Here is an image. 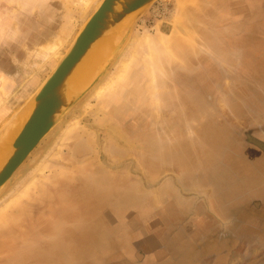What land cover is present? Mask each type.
I'll return each mask as SVG.
<instances>
[{
    "label": "rangeland",
    "instance_id": "374dc122",
    "mask_svg": "<svg viewBox=\"0 0 264 264\" xmlns=\"http://www.w3.org/2000/svg\"><path fill=\"white\" fill-rule=\"evenodd\" d=\"M101 2L0 0V132ZM130 25L108 34L94 79L0 188V264L201 257L204 224L227 217L214 207L251 237L235 256L264 255V0H155Z\"/></svg>",
    "mask_w": 264,
    "mask_h": 264
},
{
    "label": "water",
    "instance_id": "95a60500",
    "mask_svg": "<svg viewBox=\"0 0 264 264\" xmlns=\"http://www.w3.org/2000/svg\"><path fill=\"white\" fill-rule=\"evenodd\" d=\"M154 1L102 0L74 39L67 53L36 91L32 111L14 139L11 155L0 168V188L8 182L39 143L49 134L65 110L85 91L96 76L98 69L86 85L71 93L67 92L66 88L70 78L92 62L93 54L94 56L95 54L100 55L101 64L104 55L114 45L112 42L110 47L103 51L107 45L104 40L108 34L124 24L130 17V29L132 30L141 13ZM10 124L1 130L0 142ZM253 143L264 150L262 142L255 140Z\"/></svg>",
    "mask_w": 264,
    "mask_h": 264
},
{
    "label": "crops",
    "instance_id": "0c3cea01",
    "mask_svg": "<svg viewBox=\"0 0 264 264\" xmlns=\"http://www.w3.org/2000/svg\"><path fill=\"white\" fill-rule=\"evenodd\" d=\"M228 208L230 207H226V208L222 207L216 210V207H214L215 211L211 210L213 215L216 214L217 216H219L218 214H222L223 216L224 214V215H227V217L226 219L224 218V216L223 218L220 217V219L224 221L223 223L225 225L219 224V223H217L219 224L217 225L215 222H213L214 220L212 218H210V221L204 224V229L210 231V234H212L210 235L212 237H209V238L205 237L203 240H200L198 244H196V246H198L199 248H205L206 253L204 255H201V257H199V255L197 254L194 256L192 255L184 256V257L180 256L178 258H175L174 260L170 259L169 261H165L164 263H160V264H264V255H260V256L251 255V253H249V255L242 254V255L235 256L234 252L236 248V242H239V246H243V247L249 246L250 248L253 245V243L250 245V242L248 241L249 240L248 238H251V237L239 236V235H238L239 237L238 236L235 237L236 236L235 231L245 230V227L243 226L242 228L241 223L239 224V223H235V221H230L231 216L226 210ZM246 214L248 215L250 213L248 212ZM205 215L207 214L205 213ZM255 218H257L258 223H259L258 227H255L256 230L262 231L261 222H262L263 215L261 214V211H259L256 214ZM215 224H216V228H213ZM220 227L223 230L222 231L223 234L221 237H220V230L218 231V228L220 229ZM201 234H202L201 232L200 233L198 232V236ZM231 250L233 251V254L230 253ZM210 251L211 253L212 252L213 253L212 254L207 253Z\"/></svg>",
    "mask_w": 264,
    "mask_h": 264
},
{
    "label": "bare ground",
    "instance_id": "6f19581e",
    "mask_svg": "<svg viewBox=\"0 0 264 264\" xmlns=\"http://www.w3.org/2000/svg\"><path fill=\"white\" fill-rule=\"evenodd\" d=\"M75 2L79 3V5H81V7L83 9H87L89 7L90 3H92V0L91 1L75 0ZM122 27H124V26H122ZM107 43H111V40H108ZM60 48H61V46L59 44H56V43L44 46L42 48L43 52L45 53L44 61H49L53 57L57 56ZM91 61H90L91 63L88 64V66L86 68L82 69L77 74H75L74 77L70 78L69 83L66 87L67 92H69V93L74 92L77 88L86 85V83L89 80H91V78L94 76L96 70L98 69V67L100 65V56H94ZM115 74H117V70H116V72L114 71L113 76L111 74L110 75L112 77H114ZM109 82H111V81H109ZM107 85H108V82L104 83L100 89L99 88L97 89L96 93H98V95H99V93H101L107 87ZM31 111H32V107L28 108L27 110L25 107V111H22V112L20 110L21 113L19 115L16 113L15 116H17V115L18 116L14 118L13 122L8 127L2 141L0 142V168L2 167L4 162H6V160L9 158V156L11 155V153L13 151L12 146H13L14 139L16 138V136L18 135V133L20 132V130L24 126V124L27 121ZM99 120L100 119H98V121ZM59 148H60V146H59ZM34 172H35V170H34ZM19 186H21V185H19Z\"/></svg>",
    "mask_w": 264,
    "mask_h": 264
},
{
    "label": "flooded vegetation",
    "instance_id": "af4514ba",
    "mask_svg": "<svg viewBox=\"0 0 264 264\" xmlns=\"http://www.w3.org/2000/svg\"><path fill=\"white\" fill-rule=\"evenodd\" d=\"M263 195H264V193H263ZM261 214L263 215L262 222H261V227H262V231L264 232V208H262Z\"/></svg>",
    "mask_w": 264,
    "mask_h": 264
}]
</instances>
